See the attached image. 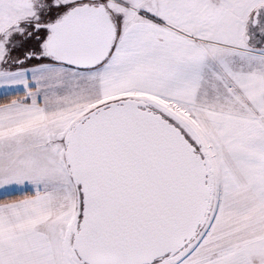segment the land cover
<instances>
[{"label":"snow or ice","instance_id":"6c2138e0","mask_svg":"<svg viewBox=\"0 0 264 264\" xmlns=\"http://www.w3.org/2000/svg\"><path fill=\"white\" fill-rule=\"evenodd\" d=\"M0 264H264V0H0Z\"/></svg>","mask_w":264,"mask_h":264}]
</instances>
